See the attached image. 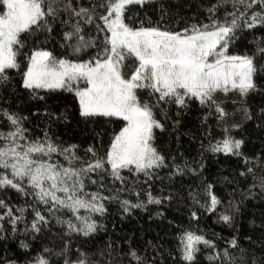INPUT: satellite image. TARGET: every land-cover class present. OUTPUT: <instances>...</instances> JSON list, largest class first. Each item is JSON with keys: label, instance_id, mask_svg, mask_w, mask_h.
<instances>
[{"label": "snow or ice", "instance_id": "6c2138e0", "mask_svg": "<svg viewBox=\"0 0 264 264\" xmlns=\"http://www.w3.org/2000/svg\"><path fill=\"white\" fill-rule=\"evenodd\" d=\"M151 0H0V82L9 80V70H20L19 57L23 56L26 66L21 73L23 87L33 90H64L74 93L79 105V114L84 118H103L109 122L118 121L113 129L110 143L103 156H98L90 146L85 151L91 157L85 160L76 153L77 146L67 147L54 142L47 132L43 138H30L23 127L24 117L0 109L9 124L8 131H0V189H15L23 196H30L45 206L48 214L59 209H68L73 219H57L65 224L68 233L88 236L97 230L96 221L91 214H103L106 209L104 197L99 191L86 190V181L96 184L92 174H107L112 181L122 184L126 177L122 171L145 177V183L160 179L158 170L169 167L166 158L155 146L154 130H163L165 125L157 118V111L167 118V108L175 106L176 114L186 110L195 100L200 105H215L214 94L236 90L241 96L250 90H257L253 79L256 73L254 57L256 53L264 55L260 41L252 55H229L227 49L241 29L264 27V0H216L208 8V23L192 24L179 31L160 26H131L128 13L139 6L143 9ZM230 6L231 10H228ZM224 9L223 19L216 13ZM256 9H259L257 11ZM59 25L61 47L71 50L79 56L88 49L96 51L87 59H65L57 57L44 46H35L28 53H22L30 36L48 34L51 36L54 26ZM95 26L97 35L85 37V26ZM132 61V70L125 62ZM83 83V87H81ZM146 91L147 99L140 93ZM43 99V97H40ZM217 112L224 115L218 105ZM179 123V121H174ZM243 140L225 135L222 141L210 143L213 153L240 155ZM62 156L66 163L54 159ZM79 162V167L74 166ZM169 178L183 175L185 167L171 164ZM195 171L194 169H189ZM250 171V170H249ZM243 175V173H241ZM104 176L100 175V188L104 187ZM135 190L134 185L129 186ZM207 186L209 202L204 205L207 211H213L220 204L218 197ZM123 190V189H121ZM139 197V192H136ZM191 195V194H190ZM146 200L132 204L121 201L124 212L131 208L144 207L145 204H161L171 196H154L145 191ZM198 203V201H197ZM233 211H239L234 201H229ZM31 206V205H29ZM0 221L5 216L16 232V224L24 218L26 207H13L0 199ZM85 214L80 215L79 210ZM18 213V215H17ZM194 218L196 213L191 214ZM219 219L231 224L233 216L221 214ZM48 223V217L33 207V219L30 224L33 234L41 231ZM0 224V232H3ZM0 238H3L0 236ZM203 243L215 248L212 241L202 235L185 232L180 240L181 260L186 264H195L197 244ZM230 245L238 247L235 237ZM21 247L28 245L21 242ZM65 242L59 251L45 248L48 256L37 255L27 264H53L49 258L55 255L63 258V264H100L90 256L77 250L75 258L69 256ZM127 256L135 264H154L146 256L130 248ZM210 260H219L228 264L229 253L223 256L215 253ZM6 264H13L7 261ZM59 264V261L56 262ZM108 264H111L109 261ZM253 264H256L253 260Z\"/></svg>", "mask_w": 264, "mask_h": 264}, {"label": "trees", "instance_id": "16d2710c", "mask_svg": "<svg viewBox=\"0 0 264 264\" xmlns=\"http://www.w3.org/2000/svg\"><path fill=\"white\" fill-rule=\"evenodd\" d=\"M214 3L216 0H151L143 9L133 7L128 13L131 19L126 22L135 27L143 24L145 27L160 26L179 31L192 24L208 23V8ZM228 10H231L230 6ZM0 11H3L2 4ZM216 15L223 19L224 9H220ZM59 27L54 26L51 36L45 33L28 37L27 46L21 52L28 53L35 46H44L57 57L73 60L87 59L96 51L88 49L77 56L70 49L61 47ZM84 34L86 38L95 37V26L86 25ZM257 38L264 40V27L258 25L254 29H241L229 44L228 54L252 55L260 42ZM261 46L264 47V43ZM19 60L20 70H9V80L0 82V109L24 117L22 124L28 130L25 135L30 138H43L47 132L49 138L63 147L76 145L77 155L85 160L91 157V153L85 151L90 146L98 156H103L113 129H117L119 122L81 117L74 93L62 89H39L33 92L23 87L21 73L26 61L23 56ZM125 63L129 65L125 71L130 73L132 61ZM254 63L257 71L253 79L257 90H250L246 94L247 113L230 131L222 124L217 103L200 105L193 100L179 115L176 114L175 106H169L166 119L157 111V118L161 119L165 127L158 141L155 139V146L169 164V167L158 170L160 179L145 183L143 175L137 178L124 170L122 175L127 179L122 184L118 180L113 182L110 176L101 173L104 187L100 188V175L92 174L97 183L86 181V190L99 191L104 197L112 198L104 201L106 211L103 214H91L97 230L88 236L69 234L66 225L57 222L58 218L73 219L75 222L68 209L62 208L48 214L45 206L32 197L23 196L15 189H0V199H4L14 211L18 206L26 207L24 218L15 226V233L11 232L12 225L7 222V216L0 221L4 229L0 232L3 237L0 238V264H6L9 260L13 264H27L37 255L48 256L44 252L45 248L59 251L65 242L72 259L79 249L92 260L100 261V264H108L109 261L111 264H135L127 256L129 249L134 248L138 254L153 260L154 264H186L180 258V240L185 232L202 235L215 245L212 248L202 242L197 244L199 251L195 264H220L219 260H210L209 257L215 253L223 256L225 250L230 255L228 264H253V260L256 264H264V190L256 187L249 191L253 176L264 160V55L256 53ZM140 95L142 99L148 98L146 91ZM177 120L179 123H174ZM8 130V121L0 115V131ZM225 135L243 140L240 155L213 153L209 150L210 143L222 141ZM54 159L66 163L62 156H54ZM173 161L181 167H187L183 175L169 178ZM74 166L79 167V162H74ZM130 185H134V191ZM208 185L212 186L210 191L221 202L213 211H207L204 207L209 202L206 191ZM149 188L154 196L170 195L171 199L161 204L146 203L144 207L124 212L121 201L129 200L132 204L144 201L145 191ZM136 192H139V197ZM229 201H234L239 211H233ZM33 207L48 217L47 225L35 235L30 228ZM192 212L196 213L195 218ZM224 213L233 216L231 224L219 219ZM79 214L84 215L85 210L80 209ZM233 237L237 239L238 247L230 245L229 241ZM22 241L28 248L21 247ZM49 258L53 264L57 261L63 264L62 257L51 255Z\"/></svg>", "mask_w": 264, "mask_h": 264}, {"label": "rangeland", "instance_id": "374dc122", "mask_svg": "<svg viewBox=\"0 0 264 264\" xmlns=\"http://www.w3.org/2000/svg\"><path fill=\"white\" fill-rule=\"evenodd\" d=\"M83 87V83L80 85ZM214 100L220 108L223 109L224 115H221L222 124L227 127V131L239 123L247 113V100L246 95L241 96L240 93L236 90H229L227 93L218 91L214 94ZM162 130L155 129L154 135L155 139L158 141V136ZM156 145V142H155ZM264 190V160L262 161L259 170L255 172L253 176V182L250 187V190L255 188Z\"/></svg>", "mask_w": 264, "mask_h": 264}]
</instances>
